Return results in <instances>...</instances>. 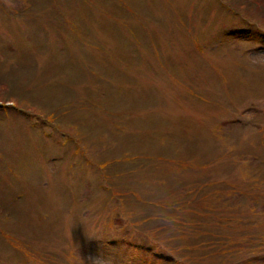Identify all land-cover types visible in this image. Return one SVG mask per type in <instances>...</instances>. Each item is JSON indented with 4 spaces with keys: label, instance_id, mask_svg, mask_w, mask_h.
<instances>
[{
    "label": "rangeland",
    "instance_id": "rangeland-1",
    "mask_svg": "<svg viewBox=\"0 0 264 264\" xmlns=\"http://www.w3.org/2000/svg\"><path fill=\"white\" fill-rule=\"evenodd\" d=\"M223 1L0 0V264L264 257V0Z\"/></svg>",
    "mask_w": 264,
    "mask_h": 264
},
{
    "label": "trees",
    "instance_id": "trees-1",
    "mask_svg": "<svg viewBox=\"0 0 264 264\" xmlns=\"http://www.w3.org/2000/svg\"><path fill=\"white\" fill-rule=\"evenodd\" d=\"M253 2L258 5L259 7H261V2L260 1H256V0H253ZM264 4V3H263ZM260 10V12L264 9V7L262 8H258ZM241 30V31H240ZM229 32H226V34L228 35H235V34H239V32H242V29H237L236 31L234 30H228ZM249 32V31H248ZM237 37H240L239 35H237ZM262 39L264 40V33H262L261 35ZM20 110V109H19ZM22 112L25 114V115H29L30 112H28L27 110H22Z\"/></svg>",
    "mask_w": 264,
    "mask_h": 264
}]
</instances>
